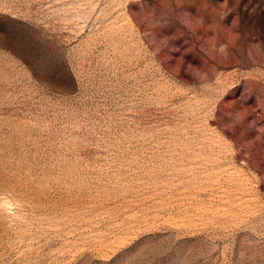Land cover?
Masks as SVG:
<instances>
[{"label": "rangeland", "instance_id": "374dc122", "mask_svg": "<svg viewBox=\"0 0 264 264\" xmlns=\"http://www.w3.org/2000/svg\"><path fill=\"white\" fill-rule=\"evenodd\" d=\"M0 264H264V0H0Z\"/></svg>", "mask_w": 264, "mask_h": 264}]
</instances>
